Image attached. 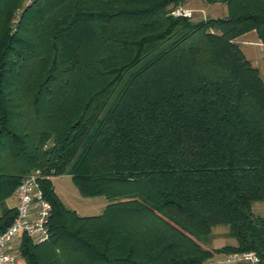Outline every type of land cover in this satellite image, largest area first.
<instances>
[{
    "label": "trees",
    "instance_id": "trees-1",
    "mask_svg": "<svg viewBox=\"0 0 264 264\" xmlns=\"http://www.w3.org/2000/svg\"><path fill=\"white\" fill-rule=\"evenodd\" d=\"M185 1L0 0V231L28 173L51 207L25 264H264V81L238 40L264 46V0L197 21ZM60 175L101 211L67 208ZM220 225L235 244L211 247Z\"/></svg>",
    "mask_w": 264,
    "mask_h": 264
},
{
    "label": "built area",
    "instance_id": "built-area-1",
    "mask_svg": "<svg viewBox=\"0 0 264 264\" xmlns=\"http://www.w3.org/2000/svg\"><path fill=\"white\" fill-rule=\"evenodd\" d=\"M32 0H23L24 4ZM173 16L189 17L190 10L175 7L170 11ZM38 173L23 176L12 193L11 206L14 216L11 222L0 231V264H25L15 248L21 235L34 243L47 239V222L51 207L44 199L37 183ZM260 258L254 251L229 252L217 255L210 264H259Z\"/></svg>",
    "mask_w": 264,
    "mask_h": 264
},
{
    "label": "rangeland",
    "instance_id": "rangeland-1",
    "mask_svg": "<svg viewBox=\"0 0 264 264\" xmlns=\"http://www.w3.org/2000/svg\"><path fill=\"white\" fill-rule=\"evenodd\" d=\"M221 4V3H220ZM182 8L190 10L189 16L191 21H197L206 17H219L222 13L218 10L220 7H211L204 2L198 0H187L182 5ZM210 6V7H209ZM247 42H240V48L245 56L251 61V63L259 69L261 77L264 81V59L263 50L257 43H255L254 33H247ZM241 40V41H240ZM34 171V170H33ZM51 184L54 192L60 199V201L69 209L75 210L78 215H93L98 214L101 211L105 199L102 196L97 197H81L68 175H60L51 178ZM12 199H9V205ZM252 212L255 215L264 216V202H254L252 204ZM226 226H215L212 229L211 247L218 248L222 245L230 244L234 242V239L227 237L225 232Z\"/></svg>",
    "mask_w": 264,
    "mask_h": 264
},
{
    "label": "crops",
    "instance_id": "crops-1",
    "mask_svg": "<svg viewBox=\"0 0 264 264\" xmlns=\"http://www.w3.org/2000/svg\"><path fill=\"white\" fill-rule=\"evenodd\" d=\"M208 5H211V7H220V8H218V10L222 13V15L221 16H219V17H222V16H224L225 15V13H226V10H225V6L221 3H214V4H208ZM210 7V6H209ZM249 33H251V32H249ZM252 33H254V32H252ZM254 35H255V38H254V40H255V43H257L260 47H262V50H264V46L262 45V43L258 40V38H257V36H256V34L254 33ZM239 39H241L240 41L243 43V42H247V38H246V34L245 35H243V36H241V37H239ZM261 75V74H260ZM56 194V193H55ZM104 204L105 203H103V205H102V207L104 206ZM102 207H100L101 209H102ZM213 229V228H212ZM212 243H213V241H212ZM211 243V244H212ZM231 245H233V244H235V241L233 242V243H230Z\"/></svg>",
    "mask_w": 264,
    "mask_h": 264
}]
</instances>
